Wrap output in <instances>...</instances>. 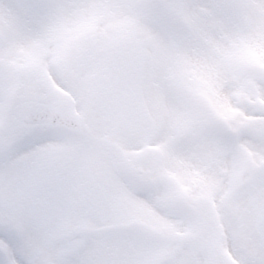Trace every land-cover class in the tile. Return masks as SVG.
Returning <instances> with one entry per match:
<instances>
[{"label": "snow or ice", "instance_id": "1", "mask_svg": "<svg viewBox=\"0 0 264 264\" xmlns=\"http://www.w3.org/2000/svg\"><path fill=\"white\" fill-rule=\"evenodd\" d=\"M0 264H264V0H0Z\"/></svg>", "mask_w": 264, "mask_h": 264}]
</instances>
